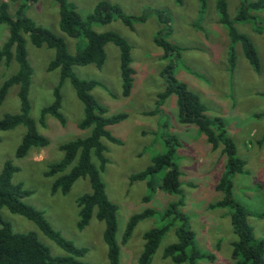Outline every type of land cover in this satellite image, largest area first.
<instances>
[{"label":"rangeland","instance_id":"1","mask_svg":"<svg viewBox=\"0 0 264 264\" xmlns=\"http://www.w3.org/2000/svg\"><path fill=\"white\" fill-rule=\"evenodd\" d=\"M4 0H0L2 2ZM8 1L7 10L15 14L17 7L26 0ZM82 16L89 15L100 0H69ZM118 4L128 15L147 14L143 22L132 27L120 18L114 17L108 23H94L97 32L116 31L131 45V66L133 81L128 96L122 93L119 48L105 44L106 58L101 68L94 64L74 65L73 71L79 78L94 79L99 83L91 93L103 105L106 115L122 113L126 117L107 129L118 142L102 138L106 146L107 163L100 171L105 192L117 206L116 241L119 245L118 264H137L143 248V233L160 224V211L167 204L177 200L176 194L164 191L160 179L166 168L142 180L131 176L144 170L154 155L165 150V140L175 136L178 146L175 159L180 169V187L183 206L180 209L188 216L189 226L195 232L196 243L206 255L196 264H232V242L236 235L232 229L229 208H210L209 203L222 198L216 184L225 169L226 156L222 143L212 148L206 137L194 124L181 123L177 119L176 97L171 94L164 103L157 105V94L166 86L161 75L169 62L163 58V50L154 36L161 27L155 10L170 17V30L166 38L180 47L175 59L173 74L177 81L197 94L211 117H220L225 130L236 145L237 155L245 161V173H234L232 179L233 198L248 213L247 221L257 239L264 238V9L256 12L258 19L236 22L238 31L245 33L260 57V71L256 72L243 54L239 42L232 43L225 25L218 21L216 0H206V7L200 11V0H105ZM242 0H227L228 14L233 18ZM25 15L37 25L47 28L63 38L70 54H75L85 43L82 37L69 36L59 27V6L55 0H36L29 3ZM9 34L7 24H0V46ZM27 58L32 67L28 98L31 104L30 116L38 131L48 143L33 147L21 158L15 152L25 132L23 125L13 129H0V171L5 161H11L19 169L12 174L13 183H22L31 194L22 201L43 212L51 226L63 237L87 252L78 258L89 264H108L107 245L103 239L104 222L92 216L83 229L77 228V198L91 191L88 178L77 179L66 193H52L51 185L56 175H45L49 165L63 157L60 145L84 138L89 128L82 129L83 104L69 80L60 87L63 121L46 114L44 124L39 121L40 111L53 99V89L58 84L59 68L48 70L54 58L53 48L43 44L36 46L24 35ZM230 49L234 53V68L230 67ZM16 61L9 66L0 62V85L3 80L17 71ZM18 87L11 86L0 104V119L8 113L20 110ZM150 111H154L150 114ZM216 130V127H213ZM217 131V130H216ZM93 161L96 160L93 157ZM72 162L66 169L68 172ZM152 184V189L149 187ZM150 194L149 199H146ZM146 207H153L158 214L140 220L130 238H122L127 221L134 213ZM0 215L14 232L37 233L52 255L65 252L53 240L44 235L30 219L0 207ZM173 229L160 240L150 264H178L163 257L164 248L174 242ZM188 264V263H180Z\"/></svg>","mask_w":264,"mask_h":264},{"label":"trees","instance_id":"2","mask_svg":"<svg viewBox=\"0 0 264 264\" xmlns=\"http://www.w3.org/2000/svg\"><path fill=\"white\" fill-rule=\"evenodd\" d=\"M34 1L36 0H26L25 3H21L14 15H11L7 10L8 1L0 2V24H7L9 29L8 37L0 46V62L9 66L14 60L18 65L17 71L5 78L0 85V104L10 87L14 85L18 87L17 95L20 103L18 113H8L0 119V129L9 130L18 125L25 127V132L15 152L18 158L24 157L31 148L43 147L48 143L47 138L38 131L35 121L30 116L31 104L28 94L32 67L27 58L25 47L24 35L27 34L30 41L36 46L45 44L54 49V58L49 62L47 69L59 68L60 70L58 84L53 89L54 99L41 109L40 123L44 124L46 114H51L60 121L64 120L60 111V87L65 80H69L83 104L84 116L79 127L90 129V133L86 137L60 145V150L63 152L62 159L50 164L45 171V175H56L51 185V192L66 194L77 179L88 178L91 191L79 196L76 200L79 208L77 228L81 230L86 227L93 215L103 221V239L107 245L108 264H118L119 245L115 237L117 206L107 197L105 185L100 176L101 169L107 163L106 146L101 139L106 138L118 142L111 135L107 126L123 120L126 115L122 113L106 115L107 109L91 93L92 88L99 85L100 82L94 79L79 78L73 71V66L94 64L101 68L106 58L105 44L108 42L115 44L119 48L122 93L128 96L133 81L131 45L118 32H97L92 25L94 23L105 24L112 18L118 17L126 25L132 27L136 22L145 21L147 14L144 12L138 16L128 15L122 11L118 4L100 0L89 15L82 17L69 0H55L59 6L61 31L69 36L85 39V43L79 47L78 51L75 54H70L62 37L37 25L25 15L27 5ZM205 7L206 0H200V11L202 12ZM215 7L219 15L218 21L227 28L231 42L240 43L245 58L252 68L259 72L261 63L255 45L245 33L237 30L235 23L255 22L258 19L256 12L264 9V0H242L233 18L228 14L227 0H216ZM155 14L161 27L154 36V41L163 50V58L169 60L161 71L166 86L163 91L157 94V105L162 106L168 96L175 95L178 121L197 126L212 148H216L219 143H222L226 164L216 184V189L223 195L220 200L209 203V207L230 209L232 229L237 236L236 240L232 242V264H264V238L257 239L255 237L253 229L247 221L249 212L232 195L231 177L234 173L247 171L245 161L237 155L236 145L227 135L224 121L220 117L211 118L198 95L190 91L185 83L179 82L175 78L173 65L181 49L166 38L171 27L169 15L160 10H155ZM228 61L233 69L235 58L232 49H230ZM153 113L154 111H150V114ZM213 127H216L217 131ZM177 146V138L169 136L165 140V150L154 155L151 163L144 170L131 176L132 180H142L166 168L159 186L167 193L176 194L179 197L160 211V224L143 233V248L137 264L151 263L160 240L171 229H173L176 240L164 248V258H169L178 264H196L197 260L206 256L196 243L195 232L189 226L188 216L180 209L184 200L181 197V172L175 159ZM93 157L96 162L93 161ZM72 162L74 164L68 172H65ZM18 169L11 161H5L3 164L0 171V207H6L10 212L21 214L33 221L44 235L64 250L65 254L52 255L49 248L39 240L36 232H14L11 225L0 215V264H89L78 259L86 254V247H78L71 240L63 237L58 230L51 226L42 211L22 201V198L31 194L32 191L25 189L22 183L12 182V174ZM147 184L151 183L148 181ZM149 187L152 189V184ZM149 198H151L150 194L146 199ZM155 214H158V210L153 207H146L142 211L132 214L126 224L123 242L130 238L133 229L140 220Z\"/></svg>","mask_w":264,"mask_h":264}]
</instances>
